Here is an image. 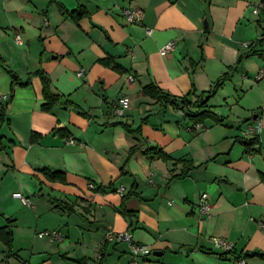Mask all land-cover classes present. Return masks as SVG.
Here are the masks:
<instances>
[{
  "label": "crops",
  "instance_id": "0c3cea01",
  "mask_svg": "<svg viewBox=\"0 0 264 264\" xmlns=\"http://www.w3.org/2000/svg\"><path fill=\"white\" fill-rule=\"evenodd\" d=\"M137 7L143 19L128 23L123 9ZM262 34L264 0H0V108L12 96L0 123V228L13 237L11 249L0 238V264H129V245L106 242L108 229H129L147 246L139 264H264V78L255 80L264 61L242 45ZM170 41L175 48L162 54ZM39 70L61 95L50 111ZM225 73L222 88L232 83L236 93L212 96L200 109L220 121L195 130L181 99ZM150 84L166 102L142 93ZM120 97L129 101L121 118L112 114ZM254 136L253 146L238 140ZM135 145L170 160L131 154ZM182 161L195 168L176 178ZM203 193L208 215L198 209ZM45 230L65 238L40 237ZM213 237L233 241V251Z\"/></svg>",
  "mask_w": 264,
  "mask_h": 264
},
{
  "label": "built area",
  "instance_id": "2783aa9c",
  "mask_svg": "<svg viewBox=\"0 0 264 264\" xmlns=\"http://www.w3.org/2000/svg\"><path fill=\"white\" fill-rule=\"evenodd\" d=\"M263 3L258 4L254 8V13L258 14L260 12V9L262 8ZM123 16L126 19L128 23H136L138 21H141L144 17L143 9L141 8H124L123 9ZM16 42L19 44H22L21 35L17 34ZM175 41H170L166 43L160 50L162 54L168 53L172 51L175 48ZM243 47L247 50L251 51L253 49H256V53H258L261 57L264 58V34L256 38L252 41H244L242 43ZM77 75L79 77H85L86 73L84 69H81L78 71ZM264 78V66L259 70V72L255 75V80L260 81ZM134 76H129V81L133 82ZM129 105V101L126 97H120L117 100H115L112 103V114L115 117H121L124 115L127 107ZM191 106H187L186 108L181 109V112L183 115L187 114V109H190ZM203 128V123H197L195 124V130H200ZM255 131V128L251 125H247L245 132L246 133H252ZM66 143L75 145L77 144V141L74 138H69ZM89 188L93 189L95 188V185L93 183L89 184ZM118 192L121 194V196H125V188L123 186H120L118 189ZM13 196L20 199L23 204L32 206V201L30 198L24 196L21 192H15L13 193ZM199 213L202 215H208L210 213V203L208 199V194L203 193L200 198V202L198 205ZM264 227V224H262ZM40 237H47L51 241H62L64 240V235L60 230H45L41 231L38 234ZM105 240L108 243L111 244H119V243H126L130 247V253L132 256V259L129 264H139L141 259L144 255H147L150 253V250L147 248V246L142 245L138 243L134 239V235L131 230L127 229L124 231H118L115 229H108L105 234ZM212 241L214 243V246L217 249H220L224 254L231 253L235 247V243L233 241H230L224 237H213ZM238 264H246V260L244 258H241L238 260Z\"/></svg>",
  "mask_w": 264,
  "mask_h": 264
},
{
  "label": "trees",
  "instance_id": "16d2710c",
  "mask_svg": "<svg viewBox=\"0 0 264 264\" xmlns=\"http://www.w3.org/2000/svg\"><path fill=\"white\" fill-rule=\"evenodd\" d=\"M104 62L106 65L111 66L113 69L119 71V72H124L122 70V68L117 65L116 63H113V61L104 59ZM43 82V93H44V97L46 99V103L43 104L42 108L46 111H50L51 108L60 102L61 100V95L54 93L52 91L51 88V80L48 77V75L43 71V70H39L37 72ZM229 76L227 73H225L214 85V87L205 92H202L200 95H197V99L198 102H200V106L203 107L205 106V104L208 102V100L217 92L218 88H220L224 82L226 80H228ZM142 93L148 96H151L153 98H155L157 101L159 102H166L167 101V96L164 94V92L155 84H150L145 86L142 89ZM196 95V90L195 88H193L189 93H187L182 99H181V109L186 108L187 106L192 104V96ZM204 95H207V99L203 100ZM12 96L9 97V100L7 102L6 105L2 106L0 108V123L4 121L5 119V115H6V109H7V105L10 102ZM176 99H173L171 102L175 103ZM190 114V113H189ZM192 119L195 120V124L197 123H203L206 119H213L216 122H219L220 119L211 111H209L208 109H199L197 112L191 113L189 115ZM125 128L128 132H133V133H138L141 134V128H137L136 130H132L129 126L125 125ZM195 129V125L193 127ZM192 129V128H191ZM193 131V130H192ZM36 137H33V140L35 141ZM239 141H241L244 145L246 146H253L256 143L259 142V138L258 136H254L251 139L248 140H244V139H238ZM138 151H142L141 147L139 145H135L131 148L130 153L133 154L135 152ZM144 155L148 156L149 158H155V157H159L165 161L170 160V157L164 153L161 149L156 148V147H151L148 148L144 151H142ZM185 166L183 167V170L181 171V173L175 175L174 177L176 178H183L185 177L190 170H192L193 168H195V166L190 162V161H182ZM44 174L52 181H61V182H65L66 181V177L65 174L62 172H58V171H50L48 169H44L43 170ZM262 179L264 180V175H262ZM126 196H124L125 198ZM121 213L124 215H128L129 211L125 208L124 204H122L121 207ZM0 238L5 242V244L7 245V247L9 249H11L12 247V230L10 227H4V228H0ZM260 256H262L264 258V254H260ZM9 258V256L6 257V259ZM5 263L7 264V261H5ZM81 263V261H80Z\"/></svg>",
  "mask_w": 264,
  "mask_h": 264
},
{
  "label": "rangeland",
  "instance_id": "374dc122",
  "mask_svg": "<svg viewBox=\"0 0 264 264\" xmlns=\"http://www.w3.org/2000/svg\"><path fill=\"white\" fill-rule=\"evenodd\" d=\"M262 58V60L264 61V58L263 57H261ZM264 66V65H263ZM262 66V67H263ZM261 67V68H262ZM260 70V69H259ZM259 70H258V72H259ZM255 74H257V73H255ZM230 80V79H229ZM225 82H227V80L225 81ZM224 82V83H225ZM234 84H228L227 86H225V89L224 88H222V86L220 87V88H218V90H217V92L214 94V95H219V96H222V95H225V94H229V95H232L233 93H236V91H235V89H234V87L235 86H233ZM222 90V89H224V90H222V92L221 91H219V90ZM218 91H219V93H218ZM241 91V90H240ZM213 95V96H214ZM194 96V98L192 99V104L190 105V106H192L190 109H187V113L189 114L190 113V111H191V113H194V112H197L199 109H200V104H198V103H200V102H198V99H197V95H193ZM205 99H207V96H204L203 97V100H205ZM210 100V99H209ZM190 113V114H191ZM121 118V117H120ZM207 120V119H206ZM205 120V121H206Z\"/></svg>",
  "mask_w": 264,
  "mask_h": 264
},
{
  "label": "water",
  "instance_id": "95a60500",
  "mask_svg": "<svg viewBox=\"0 0 264 264\" xmlns=\"http://www.w3.org/2000/svg\"><path fill=\"white\" fill-rule=\"evenodd\" d=\"M254 118H258V114H255V115H254Z\"/></svg>",
  "mask_w": 264,
  "mask_h": 264
}]
</instances>
